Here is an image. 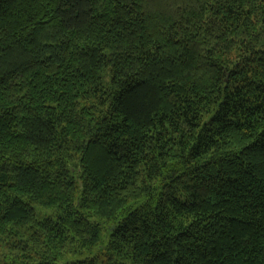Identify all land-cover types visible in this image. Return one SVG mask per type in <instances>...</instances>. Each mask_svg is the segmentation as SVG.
Here are the masks:
<instances>
[{"label":"trees","instance_id":"1","mask_svg":"<svg viewBox=\"0 0 264 264\" xmlns=\"http://www.w3.org/2000/svg\"><path fill=\"white\" fill-rule=\"evenodd\" d=\"M0 264H264V0H0Z\"/></svg>","mask_w":264,"mask_h":264},{"label":"rangeland","instance_id":"2","mask_svg":"<svg viewBox=\"0 0 264 264\" xmlns=\"http://www.w3.org/2000/svg\"><path fill=\"white\" fill-rule=\"evenodd\" d=\"M2 251L6 252V253H9L10 249L8 247H3ZM12 252H13L14 255H16V254H18L19 250H17V249L16 250H12Z\"/></svg>","mask_w":264,"mask_h":264}]
</instances>
